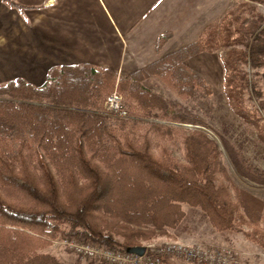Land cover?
<instances>
[{
	"label": "trees",
	"instance_id": "1",
	"mask_svg": "<svg viewBox=\"0 0 264 264\" xmlns=\"http://www.w3.org/2000/svg\"><path fill=\"white\" fill-rule=\"evenodd\" d=\"M260 5L264 0H237L222 18L219 38L214 31L222 19L126 76L78 63L53 66L40 86L22 77L0 84V264H78L46 251L58 238L141 246L171 236L186 217L184 205L200 208L215 230L241 231L264 247V200L234 183L223 149L241 176L264 185V170L227 141L221 147L204 119L176 109L146 84L154 76L182 99L213 95L206 74L189 61L216 52L221 40L230 48L224 63L229 106L264 144L263 91L248 70L264 67ZM171 37L157 38V54ZM116 89L130 118L104 112Z\"/></svg>",
	"mask_w": 264,
	"mask_h": 264
},
{
	"label": "crops",
	"instance_id": "2",
	"mask_svg": "<svg viewBox=\"0 0 264 264\" xmlns=\"http://www.w3.org/2000/svg\"><path fill=\"white\" fill-rule=\"evenodd\" d=\"M14 1L26 8L0 0V84L22 77L40 86L57 65L91 63L129 75L196 41L237 0ZM165 32L172 37L157 54Z\"/></svg>",
	"mask_w": 264,
	"mask_h": 264
},
{
	"label": "rangeland",
	"instance_id": "3",
	"mask_svg": "<svg viewBox=\"0 0 264 264\" xmlns=\"http://www.w3.org/2000/svg\"><path fill=\"white\" fill-rule=\"evenodd\" d=\"M260 9L264 13V5H260ZM223 21L224 19L221 20L218 28L214 31V35H216L217 38L220 37L221 32L223 31ZM217 44L218 50L216 52H204L202 53L203 55L196 56L189 63L190 66L199 65L202 68L205 67L203 69L204 71L201 72L206 74L209 81L211 82L214 89L213 95L207 96L201 92H197L194 96L188 99H182L154 76L149 78L146 81V84L165 96L176 109L204 119L209 126L205 127L204 129L213 138L218 140L221 147V140L227 141L230 145L243 152L244 156L252 167L264 170V144L259 141V135L257 132H247L244 129L241 124V119L231 110L227 95L224 90V80L226 75L224 63L229 59L230 48L225 46L221 40H218ZM205 53L212 54L213 58H217L215 65L213 64L215 61L213 59L206 58ZM248 70L252 75L251 77H253L254 81L257 83L258 87L263 91L264 98V67L257 69L256 72L250 67H248ZM252 101L255 105H258L256 97H252ZM104 112L108 114L105 110ZM262 113L264 114L263 111H261V114ZM184 127L193 128L192 125L189 124L184 125ZM223 152L226 165L229 168V172L234 183L264 200V185L258 184L241 176L236 170L228 153L224 149ZM175 153L180 158L182 157V153L180 151H176ZM184 210L186 212V217L178 228L170 230L171 236H159L152 240L144 241L143 244H148L152 241H182V243L187 245L200 244L208 247H226L233 250L234 252V262L231 264H264V247L259 243L247 238L243 232L217 231L212 227L208 217L200 208L184 205ZM65 228L68 229V226H65ZM65 239L66 238H58L54 240L53 245L46 251L51 252L66 263H99V261L92 259H80L75 251L69 249L67 247L68 245L64 243ZM80 239L98 242L85 237H69V240ZM113 247L118 248L116 246ZM190 263L191 262H188L185 258L172 257L166 259L162 264Z\"/></svg>",
	"mask_w": 264,
	"mask_h": 264
},
{
	"label": "built area",
	"instance_id": "4",
	"mask_svg": "<svg viewBox=\"0 0 264 264\" xmlns=\"http://www.w3.org/2000/svg\"><path fill=\"white\" fill-rule=\"evenodd\" d=\"M105 111L115 117L130 118L128 107L123 95L116 89L106 99ZM67 247L82 260L92 259L101 264H162L172 257L185 258L190 264H231L234 252L226 247H208L195 244L187 245L182 241L150 242L143 244V255L130 253L127 250L108 246L87 239L69 240L64 242Z\"/></svg>",
	"mask_w": 264,
	"mask_h": 264
},
{
	"label": "water",
	"instance_id": "5",
	"mask_svg": "<svg viewBox=\"0 0 264 264\" xmlns=\"http://www.w3.org/2000/svg\"><path fill=\"white\" fill-rule=\"evenodd\" d=\"M127 251L130 253H136L139 255H143L145 252V246H135L127 248Z\"/></svg>",
	"mask_w": 264,
	"mask_h": 264
}]
</instances>
